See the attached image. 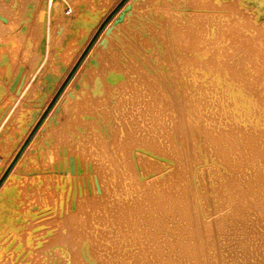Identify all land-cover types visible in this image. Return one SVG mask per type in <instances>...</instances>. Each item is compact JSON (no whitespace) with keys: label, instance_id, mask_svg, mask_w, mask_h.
Listing matches in <instances>:
<instances>
[{"label":"rangeland","instance_id":"1","mask_svg":"<svg viewBox=\"0 0 264 264\" xmlns=\"http://www.w3.org/2000/svg\"><path fill=\"white\" fill-rule=\"evenodd\" d=\"M49 1L39 0L35 7L28 0H0V9L18 14L15 32H6L5 41L0 38V264H73L72 250L92 264L86 238L76 237L71 248L64 240V223L76 213L87 217L85 225L74 226L76 232L115 241L98 243L107 264H263L264 248L248 259L244 252L260 242L255 230L245 227L257 214L264 216V164L258 152L263 142H246L238 134L212 139L199 130L191 137L193 145L181 146L185 130L194 123L186 121L178 94L177 101L171 100L173 111L164 116L173 141L169 153L134 145L128 147L126 161L113 159L114 150L104 164L86 158L70 161L67 154L58 165L39 160L43 135L54 121L56 110H50L55 101L128 0H58L54 17ZM232 1L233 11L222 9L221 0L208 11L214 27L232 26L250 41L257 53L247 68L256 75L264 71V5L261 0ZM0 26L11 25L0 15ZM90 32V41L63 77ZM204 35L201 58L209 59L217 46L214 37ZM227 43L223 39L219 46ZM169 71L177 93L181 88ZM178 119L185 129L177 125ZM244 148L251 151L245 154ZM252 181L251 208L241 212L242 195ZM234 191L239 193L233 196ZM104 199L112 206L120 201L124 205L120 211L83 207ZM121 215L125 218L119 220Z\"/></svg>","mask_w":264,"mask_h":264},{"label":"bare ground","instance_id":"2","mask_svg":"<svg viewBox=\"0 0 264 264\" xmlns=\"http://www.w3.org/2000/svg\"><path fill=\"white\" fill-rule=\"evenodd\" d=\"M221 1L222 9L234 10L232 0ZM28 2L36 7L39 0ZM217 2L220 0H128L102 29L54 102L50 110H56L54 121L43 135L39 160L46 158L58 165L60 157L67 154L70 161L86 158L104 164L112 157L109 155L112 150L113 159L125 160L128 147L134 145L169 153L173 141L172 135L166 134L164 116L173 111L171 100L179 99L176 94L183 100L186 121L194 123L185 130L181 146L193 145L191 137L199 130L202 134L209 133L212 139L238 134L240 140L264 144V71L255 75L248 70L247 63L257 51L248 39L241 38L236 28L213 26L212 11L208 10L216 9ZM261 3L264 5V0ZM57 6L58 0L49 1L52 17ZM0 15L12 26H0V38L5 41L6 32H15L13 25L18 22V14L0 9ZM205 19L207 26L203 29ZM210 27L212 32L208 31ZM93 32L79 44L63 77ZM204 33L214 37L217 46L209 59L201 58L200 42ZM223 39L229 41L228 46H219ZM23 52L27 54L28 50L25 48ZM168 70L176 76L177 86L181 88L177 93L170 86ZM160 110L163 114H159ZM177 125L183 128V121L178 119ZM244 150L245 154L251 151ZM259 151V163L264 164V147ZM255 181L242 195L245 202L241 212L251 208L247 202L254 193ZM257 192L262 193L260 189ZM238 193L232 192L233 196ZM107 201L90 202L83 207L86 210L92 205L93 209L106 210L119 207L120 211L124 205L120 201L112 206ZM258 205L263 206L262 201ZM121 217L119 220L125 218ZM79 223L85 225L87 217L71 214L64 223L68 248L73 246L76 237H84L91 248L92 264H107L99 254L98 243L104 242L107 246L115 241L94 233L76 232L74 226ZM245 228L247 232L255 230L256 240L260 241L244 247L247 259L256 253L261 255L264 216L257 214L252 225ZM71 261L88 264L73 250Z\"/></svg>","mask_w":264,"mask_h":264}]
</instances>
